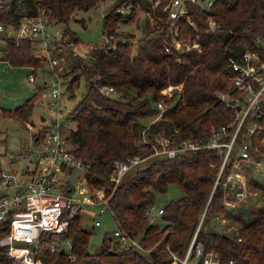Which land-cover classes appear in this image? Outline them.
I'll use <instances>...</instances> for the list:
<instances>
[{"label": "trees", "instance_id": "trees-1", "mask_svg": "<svg viewBox=\"0 0 264 264\" xmlns=\"http://www.w3.org/2000/svg\"><path fill=\"white\" fill-rule=\"evenodd\" d=\"M98 2L42 0L54 23L63 26L64 33L81 47L83 42L68 21L76 11L94 9ZM123 2L133 5L128 16L116 12ZM192 8L197 29L183 24L182 33L199 41V51L192 48L182 54L165 52L161 42L164 24L160 25L157 18L155 24L145 19L143 35L136 43L126 34L108 53L98 50L87 62L73 60L69 72L62 77L67 98H74L81 79L84 81V91L70 110L76 122L69 136L73 154L90 165L85 174L88 186H105L116 224L136 236L142 249L124 248L118 243V249L111 248L110 234L106 232L102 249L89 252L91 233L81 227L78 215L69 226L73 244L70 254L44 248L40 253L42 264H181L190 247L189 261L195 259L199 245L202 257L212 253L223 262L264 264V205L252 220L245 222L242 214L226 208L231 197L223 183L233 168L235 156L227 159L216 185L222 157L216 150L206 148L172 159H151L148 165L126 174L116 186L108 180L114 161L141 153L138 140L147 126L145 120L157 111L163 88L182 86L164 112L163 120L152 124L147 136L161 132L174 133V142L183 137L206 140L211 127L226 124L236 113L226 104V96L238 98L228 80V57H239L246 49H258L264 58V0H214L207 11ZM138 9L148 10L147 2L114 0L102 19L104 30L113 34L118 24L135 20ZM209 17L216 22L211 31H207ZM256 44L259 48L255 49ZM6 57L14 67H32L41 60L25 41L18 46L11 44ZM99 86L113 87L114 96L104 95ZM33 103L25 101L12 115L20 121L29 118ZM256 112L246 123L259 125L257 137L264 138V99ZM252 183L264 193V184ZM171 184L180 190L181 197L158 207L163 210L160 217L151 216L157 195L164 194ZM220 216L239 224L235 235L208 230L207 223ZM0 264H12L1 248Z\"/></svg>", "mask_w": 264, "mask_h": 264}, {"label": "built area", "instance_id": "built-area-1", "mask_svg": "<svg viewBox=\"0 0 264 264\" xmlns=\"http://www.w3.org/2000/svg\"><path fill=\"white\" fill-rule=\"evenodd\" d=\"M145 1L148 5L146 12L151 13L154 19L161 20L160 25L164 24L161 42L165 52L182 54L192 48L199 51V41L184 35L182 25L197 29L192 7L207 11L214 0ZM132 6L130 2H123L116 12L128 16ZM106 10L102 12V19ZM49 13L42 0H0V64H8L6 56L11 44L18 46L25 41L31 44L32 49L37 47L43 52V56L38 57L48 65V68L40 71L41 84L35 96V100L39 99L48 114L40 116L41 125L31 134L30 143H22L20 152L14 154L7 149L2 150L5 141L0 140V248L12 264H42L40 253L44 248L49 252L63 250L70 254L73 247L68 235L71 220L82 216L87 209H93L98 215L104 212L110 215L116 225L112 233L116 243L124 248L142 249L136 236L116 224L105 186L91 189L87 184L85 174L90 165L73 154L69 136L75 130L76 122L70 110L67 111L60 102L66 93L63 78L57 71L59 67L55 66L57 61L63 62L67 55H71L74 61H84L93 58V53L98 50L108 53L116 48L119 39L102 26L96 42L86 45L88 49L81 51L63 28H58L61 25L54 23ZM208 19L207 31H211L216 27V22L211 17ZM49 27H52L50 31ZM256 48H259L258 44ZM227 65L231 69L228 77L230 86L238 92L237 99L226 96V104L236 112L232 120L211 127L206 140L183 137L174 142V133L166 135L161 132L147 136L148 128L163 120L164 112L181 90V85H169L160 92L162 98L156 104L157 111L140 137L144 152L114 161L108 180L116 186L126 174L151 159H172L203 148L214 149L222 157L215 185L231 156H236L235 161L244 160L259 167L261 161H255L252 156L255 152L252 141L261 127L246 121L256 115L264 99V58L258 49H246L239 57L229 56ZM40 67H31L32 74L28 75V82L35 81V71ZM45 75L51 76L47 79ZM99 88L104 95L114 96L113 87ZM230 100H235V104L232 105ZM2 112L0 110L1 115ZM28 119L21 121L27 124L26 132L29 133L32 126ZM223 186L231 197L227 206L240 205L245 200V183L239 177L229 173ZM162 213L163 210L158 208L152 209L149 214L160 217ZM94 224L100 226L101 223L96 220ZM190 248L180 261L181 264H234V260L223 262L212 253L202 257L200 245L197 246L195 259L190 262Z\"/></svg>", "mask_w": 264, "mask_h": 264}, {"label": "rangeland", "instance_id": "rangeland-1", "mask_svg": "<svg viewBox=\"0 0 264 264\" xmlns=\"http://www.w3.org/2000/svg\"><path fill=\"white\" fill-rule=\"evenodd\" d=\"M113 1L114 0H103L98 2V5L94 9L76 11L75 14H73V18L68 21L72 31L76 34L78 39L83 42L82 44L84 47H81L80 45L78 46L81 51L86 48V45L90 46L96 42L97 36L100 34L102 29V12L109 8ZM145 19H148L151 24L156 23V20L152 17L151 13L138 9L136 19L132 22L118 24L115 27L113 35L115 38L121 39L124 35L130 34L133 38V43H136L137 39L143 35L142 26ZM58 28H63V26H59ZM51 29L52 27H49V31ZM32 50L34 55L39 57L43 56V52L39 48L36 47ZM73 60L74 59L71 55H67L63 62H56L55 66L59 67L57 68V71H59L62 77L65 78L63 75L69 72L71 65H73ZM84 61L87 62L89 60ZM38 65L41 67L35 71V81L30 83L27 81V77L32 74L31 67H14L5 62L0 64V110L4 111L2 112V115L0 114V140L5 141V143L1 146L3 147L2 150L7 149L14 154L20 152L21 144H29L31 141V134L35 133L40 127V116L48 114L45 107L39 103V99L35 100L37 88L41 84V79L39 77L40 71L48 68L46 61H43V59L40 60ZM50 76L51 75H48L46 78L48 79ZM83 84L84 81L81 79L79 88L77 89L74 98H67L68 94H64L62 96L60 102L67 111L71 110L77 103L76 101L81 97V94L84 91ZM180 88H182V86H180ZM27 100L28 102H34V109L28 119L29 124L32 126L29 133L26 132L27 124L24 121L16 119L12 115L15 110ZM152 117L153 116L147 117L145 122L149 123V121L153 119ZM139 140L138 147H140L141 152H144L145 148L143 147L141 140ZM253 142L255 149V152L252 155L253 159H255V161L260 160L261 165H259V167H255L254 165L248 164L244 160H237L235 161V166L230 171L231 174L237 176V178L239 177L242 182L245 183L247 196L240 205L244 207L246 205L247 207H252L249 214H242L244 222L252 220L258 210L264 205L263 191L259 190L252 183V181H257L258 183L264 184V138L256 136ZM234 159H236V156ZM148 164L149 162L144 163L141 166H146ZM181 195L182 193L180 190L174 184H171L168 186V189L164 194L157 195L154 208L156 209L161 207L170 199L179 198ZM96 220L101 223L100 226H95L94 222ZM207 224L209 227L208 230L222 232L229 236L235 235L239 227L238 223L225 216L216 217ZM81 227L91 233L87 243V250L89 252L95 253L102 249V241L106 232L110 234L111 239L108 243L111 248L116 247L118 249L119 245L116 244L114 237H112V233L115 231L116 225L107 212L98 215V213L93 209L85 210L81 216ZM172 264H176V262H173Z\"/></svg>", "mask_w": 264, "mask_h": 264}, {"label": "water", "instance_id": "water-1", "mask_svg": "<svg viewBox=\"0 0 264 264\" xmlns=\"http://www.w3.org/2000/svg\"><path fill=\"white\" fill-rule=\"evenodd\" d=\"M135 53V52H134ZM231 104L234 105L235 104V100H230ZM237 110H239L240 108L237 106L236 107ZM227 210H234L236 213H240V214H249L251 212V208L247 207V206H242V205H232L229 204L227 207ZM150 226H148L146 229H149ZM60 252H63V250H61Z\"/></svg>", "mask_w": 264, "mask_h": 264}, {"label": "crops", "instance_id": "crops-1", "mask_svg": "<svg viewBox=\"0 0 264 264\" xmlns=\"http://www.w3.org/2000/svg\"><path fill=\"white\" fill-rule=\"evenodd\" d=\"M44 72V71H43ZM44 74H46V72H44ZM45 77H47V75H45Z\"/></svg>", "mask_w": 264, "mask_h": 264}]
</instances>
